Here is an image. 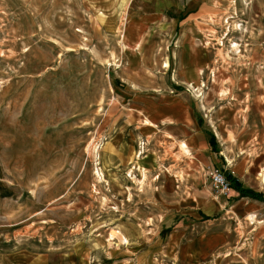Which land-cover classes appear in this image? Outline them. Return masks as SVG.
<instances>
[{"label": "rangeland", "instance_id": "1", "mask_svg": "<svg viewBox=\"0 0 264 264\" xmlns=\"http://www.w3.org/2000/svg\"><path fill=\"white\" fill-rule=\"evenodd\" d=\"M213 1L203 39L212 63L201 92L186 88L204 103L231 171L264 195V0ZM126 6L0 0V264H264V201L211 189L223 207L198 215L182 197L187 183L175 197L168 175L156 180L157 157L143 160L153 144L139 135L124 151L129 163L115 162L123 153L113 131L134 124L117 90L139 89L121 83L127 60L115 53L123 30L115 19ZM174 47L146 66L153 84L138 93L178 87ZM214 169L230 171L215 165L209 182ZM181 221L187 242L223 239L196 260L178 258L170 244Z\"/></svg>", "mask_w": 264, "mask_h": 264}, {"label": "crops", "instance_id": "2", "mask_svg": "<svg viewBox=\"0 0 264 264\" xmlns=\"http://www.w3.org/2000/svg\"><path fill=\"white\" fill-rule=\"evenodd\" d=\"M212 2L127 0L125 11L115 19L123 23L122 34H119L121 46L115 53L125 54L127 60L121 70V83L139 89L117 90L118 99L127 108L125 119L128 123L133 120L134 124L123 125L120 130L113 131L116 133L111 138L112 147L120 154L123 153L115 158V162L124 166L129 163L124 151L137 135L139 139L152 143V153L148 149L143 160L149 159L151 155L157 157L152 162L159 171L156 174L154 172L156 180L168 175L175 197L179 194V184L187 183V190L182 197L189 199L190 207L198 215L206 216L224 204L211 193L212 184L207 173L219 164L228 171L232 168L228 159L221 155L218 145V152L211 148V136L204 117L205 105L199 101L196 91L186 88L193 86L201 92L200 86L205 82L204 70L212 63V53L203 42L206 31L204 26ZM172 44L175 45L172 52L176 59H171L170 64L177 73L178 87L170 93L162 92V88L161 93L154 95L143 96L138 93L137 90H142V86L153 84L152 79L142 77L146 66L161 65L163 57L170 55L168 50ZM158 49L162 50V57L157 56L160 54ZM148 54L155 55L154 61ZM160 78L162 87L167 84V80L162 76ZM146 119L151 124H145ZM181 145H185L184 150ZM148 166H152L150 161ZM230 173L236 177L234 171ZM231 192L233 196L238 194L236 190L231 189ZM188 229L185 221L178 222L170 244L176 256L186 261L202 257L223 239L220 234L209 237L201 235L198 241L187 242Z\"/></svg>", "mask_w": 264, "mask_h": 264}, {"label": "built area", "instance_id": "3", "mask_svg": "<svg viewBox=\"0 0 264 264\" xmlns=\"http://www.w3.org/2000/svg\"><path fill=\"white\" fill-rule=\"evenodd\" d=\"M147 142L141 143L138 155L141 156L145 153ZM212 190L219 196H229L231 193V184L227 179L225 173L221 169H214L210 172Z\"/></svg>", "mask_w": 264, "mask_h": 264}, {"label": "trees", "instance_id": "4", "mask_svg": "<svg viewBox=\"0 0 264 264\" xmlns=\"http://www.w3.org/2000/svg\"><path fill=\"white\" fill-rule=\"evenodd\" d=\"M210 145L214 152H218L216 139L214 135H211ZM225 175L231 184V189L239 192V194L242 197L253 198L256 200L264 201V195L262 193L255 192L249 188L244 187L242 182L230 172H226Z\"/></svg>", "mask_w": 264, "mask_h": 264}, {"label": "bare ground", "instance_id": "5", "mask_svg": "<svg viewBox=\"0 0 264 264\" xmlns=\"http://www.w3.org/2000/svg\"><path fill=\"white\" fill-rule=\"evenodd\" d=\"M237 45H235V47H236Z\"/></svg>", "mask_w": 264, "mask_h": 264}]
</instances>
